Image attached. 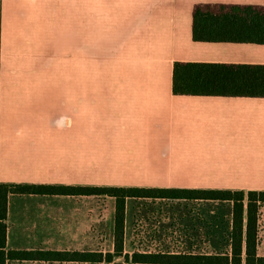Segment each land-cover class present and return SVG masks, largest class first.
<instances>
[{
    "label": "crops",
    "instance_id": "crops-1",
    "mask_svg": "<svg viewBox=\"0 0 264 264\" xmlns=\"http://www.w3.org/2000/svg\"><path fill=\"white\" fill-rule=\"evenodd\" d=\"M204 2L264 5L0 0V183L264 192V97L173 91L178 61L264 64V44L193 40ZM141 199L126 201L124 254L111 262L8 264L209 254L137 249ZM114 213L110 196L12 194L7 248L114 253Z\"/></svg>",
    "mask_w": 264,
    "mask_h": 264
},
{
    "label": "trees",
    "instance_id": "trees-1",
    "mask_svg": "<svg viewBox=\"0 0 264 264\" xmlns=\"http://www.w3.org/2000/svg\"><path fill=\"white\" fill-rule=\"evenodd\" d=\"M192 38L200 42L264 44V5L204 2L192 10ZM173 91L181 95L264 97V64L183 62L174 66ZM12 194L97 195L115 200L114 253L12 250L7 248V217ZM128 198L209 200L232 203L229 248L209 254L135 252L133 262L165 264H264L259 253L264 192L138 186H72L0 183V264L9 260L107 261L124 254ZM125 260L130 256L125 254ZM114 264H123L115 262Z\"/></svg>",
    "mask_w": 264,
    "mask_h": 264
},
{
    "label": "rangeland",
    "instance_id": "rangeland-1",
    "mask_svg": "<svg viewBox=\"0 0 264 264\" xmlns=\"http://www.w3.org/2000/svg\"><path fill=\"white\" fill-rule=\"evenodd\" d=\"M132 209L137 249L213 253L229 248L231 202L141 199ZM259 223V253L264 255V205Z\"/></svg>",
    "mask_w": 264,
    "mask_h": 264
}]
</instances>
